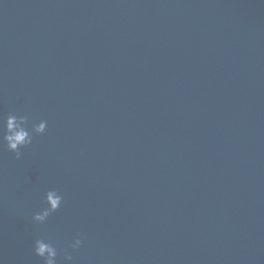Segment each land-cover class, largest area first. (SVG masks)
Instances as JSON below:
<instances>
[{
  "label": "water",
  "instance_id": "95a60500",
  "mask_svg": "<svg viewBox=\"0 0 264 264\" xmlns=\"http://www.w3.org/2000/svg\"><path fill=\"white\" fill-rule=\"evenodd\" d=\"M10 113L47 130L0 142V264H264V0H0Z\"/></svg>",
  "mask_w": 264,
  "mask_h": 264
},
{
  "label": "clouds",
  "instance_id": "9594fccd",
  "mask_svg": "<svg viewBox=\"0 0 264 264\" xmlns=\"http://www.w3.org/2000/svg\"><path fill=\"white\" fill-rule=\"evenodd\" d=\"M47 130V121L29 125L28 118L23 115L8 114L3 121H0V142L6 145L9 152L15 153L17 159L22 156V149L32 144L35 136L42 135ZM45 206L32 217L37 224H44L48 218L58 211L63 203V196L56 189H50L45 193ZM83 244L79 236L74 238L69 245L63 249L57 246L46 237L35 239L33 251L39 257L42 264H71L72 253L78 250Z\"/></svg>",
  "mask_w": 264,
  "mask_h": 264
}]
</instances>
